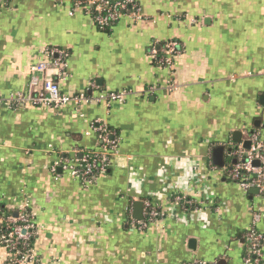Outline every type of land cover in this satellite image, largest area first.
<instances>
[{
  "label": "crops",
  "instance_id": "1",
  "mask_svg": "<svg viewBox=\"0 0 264 264\" xmlns=\"http://www.w3.org/2000/svg\"><path fill=\"white\" fill-rule=\"evenodd\" d=\"M135 1L141 19L108 31L72 0L0 8V203L34 216L38 264H247L248 233L264 236V191L229 169L254 135L264 142V0ZM171 41L181 53L169 69L151 50ZM52 49L67 54L64 78L35 71L52 66ZM35 75L68 96L127 95L60 109L9 102L36 94ZM100 126L118 140L117 155L86 184L62 161L98 152ZM219 145L224 167L213 162ZM151 209L159 215L148 222ZM0 264H10L1 243Z\"/></svg>",
  "mask_w": 264,
  "mask_h": 264
},
{
  "label": "built area",
  "instance_id": "2",
  "mask_svg": "<svg viewBox=\"0 0 264 264\" xmlns=\"http://www.w3.org/2000/svg\"><path fill=\"white\" fill-rule=\"evenodd\" d=\"M10 0H0V8ZM75 8H83L92 18L94 24L105 29L118 23L125 16H132L141 19L140 7L135 0H72ZM181 53L178 42H169L162 53L157 48L151 50L154 61L163 67L172 68L173 61ZM53 59V64H39L35 71L43 73L49 68L54 69L61 78L65 77V67L67 54L60 49L47 51ZM39 87V88H38ZM38 89V90H37ZM171 89H174L171 86ZM31 90L35 91L34 96H13L8 101L11 103H24L29 101L35 105L48 106L60 109L69 104H84L92 101L96 102H124L127 92H110L100 94L97 97H87L85 94L78 96H68L61 92L60 86L53 80H46L40 85L38 76H33ZM101 149L98 152L83 154L81 159L76 156L79 152H74V158L62 161V170L76 179H80L86 184L94 181L98 174L109 170L111 159L117 155L118 141L113 137L106 126H100ZM236 162L229 169L232 179L240 183L244 188L258 186L264 191V142L258 136L251 139V147L248 150L240 148L235 154ZM259 162L258 166L254 163ZM174 202L180 206L192 205V201L186 197L177 196ZM150 208L151 205L149 204ZM159 213L150 210V220L152 222ZM3 220H0L2 222ZM4 231L0 230V241L8 250L13 259L12 264H38L39 257L36 255L34 247L31 245L32 238L37 235L38 228L34 221V216L30 213H23L18 216L8 217L4 220ZM140 229L146 227L147 222L139 223ZM248 238L251 240L249 251L245 258L247 264H261L263 259L264 236L256 230H250ZM188 264H216L207 261H196Z\"/></svg>",
  "mask_w": 264,
  "mask_h": 264
},
{
  "label": "water",
  "instance_id": "3",
  "mask_svg": "<svg viewBox=\"0 0 264 264\" xmlns=\"http://www.w3.org/2000/svg\"><path fill=\"white\" fill-rule=\"evenodd\" d=\"M242 137H243L242 132H235L233 134L234 141L237 142V143L241 142ZM250 146H251V141H247V142L244 143V148L250 149ZM225 152H226V147L223 146V145L215 146L213 148V162H214V164L216 166L224 167V165H225V160H224ZM229 152H230V150H229ZM235 162H236V159H234V163ZM254 165L258 166L259 162H255ZM143 207H144V202L143 201L135 202V217L138 220H141L142 217H143L142 216Z\"/></svg>",
  "mask_w": 264,
  "mask_h": 264
},
{
  "label": "trees",
  "instance_id": "4",
  "mask_svg": "<svg viewBox=\"0 0 264 264\" xmlns=\"http://www.w3.org/2000/svg\"><path fill=\"white\" fill-rule=\"evenodd\" d=\"M114 25H112L111 27H113ZM111 27H107L105 29H101L103 31H108ZM99 28V27H97ZM164 46H160L159 47V53L161 54L162 51L164 50ZM107 130L110 131V129L107 127ZM116 139V138H115ZM117 140V139H116ZM118 141V140H117ZM88 153H91V152H85L84 154H88ZM15 216V213L13 211H11L9 208H7L5 205L1 204L0 203V220H3L2 222H0V230L1 232L4 231V228H5V224H4V220L8 217H14ZM37 238V235H35L32 240H31V245L34 247V243H35V240ZM1 243V241H0ZM2 244V243H1ZM3 245V244H2ZM5 247V246H4ZM9 253V252H8ZM9 263L12 264L13 263V259L12 257L10 256L9 254Z\"/></svg>",
  "mask_w": 264,
  "mask_h": 264
}]
</instances>
